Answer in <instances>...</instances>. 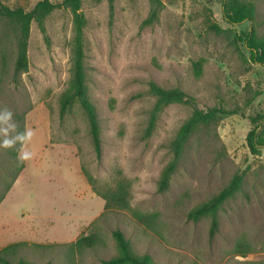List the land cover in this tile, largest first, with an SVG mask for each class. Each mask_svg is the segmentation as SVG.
Returning a JSON list of instances; mask_svg holds the SVG:
<instances>
[{"label": "rangeland", "instance_id": "374dc122", "mask_svg": "<svg viewBox=\"0 0 264 264\" xmlns=\"http://www.w3.org/2000/svg\"><path fill=\"white\" fill-rule=\"evenodd\" d=\"M42 0H1L34 9ZM59 4L64 0H50ZM159 21L142 28L151 0H82L88 98L100 128L102 157L88 115L74 100L62 113L74 76V14L58 8L47 34L33 21L29 69L16 77L18 33L0 16V109L14 113L17 130L35 135L29 161L0 148V249L29 264H105L120 255L121 231L137 256L155 264H264V149L251 154V116L264 115V66L255 64L240 36L252 26L264 39V0L254 23L229 24L220 0H160ZM194 99L175 103L149 122L157 104L151 83ZM229 114L200 126L186 143L176 171L161 191L171 148L196 110ZM236 112V113H230ZM264 126V121H263ZM242 178L239 191L212 217H189ZM122 192L126 207L106 209ZM96 237L93 247L79 239Z\"/></svg>", "mask_w": 264, "mask_h": 264}, {"label": "trees", "instance_id": "16d2710c", "mask_svg": "<svg viewBox=\"0 0 264 264\" xmlns=\"http://www.w3.org/2000/svg\"><path fill=\"white\" fill-rule=\"evenodd\" d=\"M101 1V0H98ZM153 8L148 18L143 22L142 28L155 25L160 18L163 4L160 0H151ZM223 7V15L225 20L231 25H241L247 21L254 23L256 17V8L252 3L242 2L240 0H220ZM111 12L114 11L115 0H109ZM58 8L71 9L74 14V76L72 87L64 94L62 100V113H65L71 106L74 100H78L86 111L90 126L91 135L94 141L95 150L99 158L102 157V143L100 138V128L98 116L95 107L88 98L86 86V67H85V29L87 21L82 12V0H64L59 4H54L50 0H42L31 11H26L24 8L11 9L3 5L0 0V16L5 18L12 28L18 33V56L16 62V77L25 73L29 69V40L31 35V25L36 21L41 31L47 34L46 19ZM242 42L250 51V57L253 63L264 66V39H259L254 26L247 32H243L240 36ZM150 90L153 96L157 98V104L152 112L149 122L147 134L152 135L156 128L159 116L163 110L175 103L192 104L194 99L180 89H165L156 83H151ZM236 113V112H230ZM229 114L221 108H211L207 111L196 110L193 116L185 123L180 130L176 139L173 141L171 148L174 154L172 162L167 166L163 173L160 190L167 189L170 177L176 171L178 164L184 153L186 143L189 141L195 131L202 125L208 124L221 115ZM252 128L247 137L248 148L252 155L259 156L264 149V115L257 114L250 117ZM242 184V178L236 176L231 184L226 187L213 200L205 203L194 209L189 217L195 221L205 215L212 217V231L214 235L219 228L218 212L221 206L232 196L239 191ZM107 200L106 209L112 207H126V195L122 192L115 194L110 199L104 196ZM114 236L121 250L120 255L106 260L105 264H155L149 255L137 256L131 250L130 243L125 238L121 231H116ZM78 247H93L96 245V237H83L76 243ZM19 244L11 245L5 249H0V264H29L23 260L13 263L8 258V255L16 252ZM49 264V263H48Z\"/></svg>", "mask_w": 264, "mask_h": 264}, {"label": "clouds", "instance_id": "9594fccd", "mask_svg": "<svg viewBox=\"0 0 264 264\" xmlns=\"http://www.w3.org/2000/svg\"><path fill=\"white\" fill-rule=\"evenodd\" d=\"M13 117L14 113L11 110L0 109V148L12 149L19 144L17 159L20 162L29 161L33 153L28 146L35 133L27 127L23 132H19Z\"/></svg>", "mask_w": 264, "mask_h": 264}]
</instances>
